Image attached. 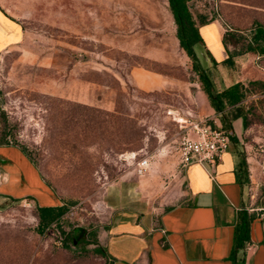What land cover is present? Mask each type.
<instances>
[{
  "label": "rangeland",
  "instance_id": "rangeland-1",
  "mask_svg": "<svg viewBox=\"0 0 264 264\" xmlns=\"http://www.w3.org/2000/svg\"><path fill=\"white\" fill-rule=\"evenodd\" d=\"M187 6L197 24L218 21L241 32L264 26V0ZM176 33L168 0H0V144L22 150L56 206L66 208L39 235L36 202H0V264H109L97 252L110 218L102 198L120 180L137 182L157 216L181 202L183 121L199 120V84ZM195 51L211 68L202 46ZM256 63L264 66V57L244 71ZM224 72L212 70L219 90ZM232 73L241 75L236 64ZM245 107L250 126L237 148L260 168L262 181L248 197L262 206L264 96ZM144 159L148 167L138 173Z\"/></svg>",
  "mask_w": 264,
  "mask_h": 264
},
{
  "label": "crops",
  "instance_id": "crops-1",
  "mask_svg": "<svg viewBox=\"0 0 264 264\" xmlns=\"http://www.w3.org/2000/svg\"><path fill=\"white\" fill-rule=\"evenodd\" d=\"M198 27L203 50L217 63L227 57L224 35L243 33L225 31L218 21ZM261 59L253 53L239 56L235 64L241 75L236 77L224 68L227 72L223 87L235 82L264 81L263 65L256 63L257 69L244 71L251 68L250 62ZM147 79L143 81L146 85H150L149 81L158 84L154 78ZM197 101L199 120L208 117L216 124L215 113L200 87ZM232 128L240 140L244 133L241 120H235ZM241 160L238 148L230 144L216 165L192 163L182 169L181 202L158 216L138 196L137 182L120 180L109 185L102 198L104 211L110 215L103 231V246L111 264H232L237 213L240 210L251 213L261 207L253 205L248 197L249 188L262 181L260 168L253 158H244L247 167L244 183L239 171ZM24 198L41 207L56 206L55 198L29 160L14 147H0V202ZM249 240L245 264H264V222L256 216L249 223Z\"/></svg>",
  "mask_w": 264,
  "mask_h": 264
},
{
  "label": "trees",
  "instance_id": "trees-1",
  "mask_svg": "<svg viewBox=\"0 0 264 264\" xmlns=\"http://www.w3.org/2000/svg\"><path fill=\"white\" fill-rule=\"evenodd\" d=\"M188 1L168 0L169 8L177 27L176 37L179 41L180 48L190 59L193 72L197 76L199 87L205 94L217 118L218 123L214 124L212 121L210 125L226 134L229 143L237 149L238 139L233 133L232 123L240 119L243 132L248 129L250 126L249 116L252 110H250V107H245V105L249 98L258 95L264 96V81L253 80L247 81L245 84L235 82L219 90L216 88L213 80L212 70H216L218 66H221L231 72L235 67L234 58L246 53H254L257 56L264 57V26L259 23H254L247 32L226 33L223 37V44L227 57L222 62L217 63L205 51L211 64V68H207L200 64L195 51L197 45L203 47L204 44L199 33L198 24L189 12L187 6ZM199 24L204 25L205 22H199ZM229 42L241 43L242 48L238 51L231 52L227 48ZM253 88L257 89L252 90ZM0 147H11V145L0 144ZM20 151L34 165L26 154L22 150ZM239 171L241 172V179L244 183L247 182V167L243 158L239 164ZM44 184L49 188V185ZM37 212L39 223L36 232L42 235L51 224L57 222L65 214L66 208L65 206H37ZM255 216V212L248 213L246 210H240L237 213L232 264H245L246 251L251 245L249 240V223ZM75 243L73 240L71 241V245ZM97 252L105 256L106 261L111 264V260L107 257L104 248L97 250Z\"/></svg>",
  "mask_w": 264,
  "mask_h": 264
},
{
  "label": "built area",
  "instance_id": "built-area-1",
  "mask_svg": "<svg viewBox=\"0 0 264 264\" xmlns=\"http://www.w3.org/2000/svg\"><path fill=\"white\" fill-rule=\"evenodd\" d=\"M183 123L185 133L181 138L179 149L182 169L192 163L214 166L220 162L230 145L226 134L204 120L189 121L188 124L187 121H183ZM147 167V160H141L138 163V173H142ZM255 213L256 217L264 222V204L256 209Z\"/></svg>",
  "mask_w": 264,
  "mask_h": 264
}]
</instances>
